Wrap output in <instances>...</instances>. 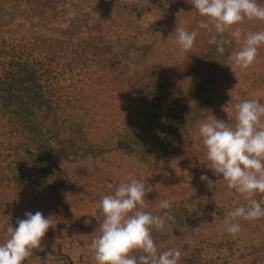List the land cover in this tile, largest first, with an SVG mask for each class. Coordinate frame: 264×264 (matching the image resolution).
<instances>
[{
	"label": "trees",
	"instance_id": "1",
	"mask_svg": "<svg viewBox=\"0 0 264 264\" xmlns=\"http://www.w3.org/2000/svg\"><path fill=\"white\" fill-rule=\"evenodd\" d=\"M65 2L8 0L10 13L24 6L30 16L48 24L58 22ZM4 27L0 205L6 200L3 189L18 196L34 191L36 197L46 189L90 191L95 182L82 180L76 171L87 160L94 167L134 174L153 184H159L161 176L189 168L191 131L215 112V95L225 86L229 56L236 51L231 41L221 54L209 43L211 36L204 35L184 58L148 65L144 59L155 42L136 47L141 38L134 36L118 42L134 45L137 53L124 63L100 31L72 43L43 37L19 22ZM101 181L117 184L111 177ZM180 260L179 264H196L191 256Z\"/></svg>",
	"mask_w": 264,
	"mask_h": 264
},
{
	"label": "rangeland",
	"instance_id": "2",
	"mask_svg": "<svg viewBox=\"0 0 264 264\" xmlns=\"http://www.w3.org/2000/svg\"><path fill=\"white\" fill-rule=\"evenodd\" d=\"M65 8L57 23L48 24L45 19L33 18L26 7L11 9L8 0H0V27L23 24L28 30L41 36L59 40H77L88 37L89 32L104 34L115 57L124 63L136 57L134 45H118L121 39L139 36L136 47L153 45L151 53L144 59L145 64L166 62L169 59H182L194 52L204 35L211 36L207 29L199 28L201 17L187 0H65ZM264 6V0H257ZM5 24V25H3ZM101 25L93 29L94 25ZM176 26H184L188 31L196 30L197 36L192 49L180 52L174 43ZM239 27L243 33L264 31V21L245 19ZM145 30H150L147 34ZM231 31V30H230ZM229 32L223 34L235 44L236 51L242 42L231 38ZM142 32L144 34L142 35ZM145 35V37H144ZM218 37H220L218 35ZM221 38V37H220ZM201 40V41H200ZM260 98L264 102V44L259 45L254 62L246 69L231 63L228 68L225 86L215 95L216 110L202 119L191 131L189 146L193 150L189 168L161 176L160 182H143L151 189L145 194V211L166 219L162 230L152 229L151 235L159 251L178 249L183 255L191 256L196 264H264V217L255 220L237 218L240 231L233 236L227 231V213L236 206L247 204L245 197L234 189H229L222 177L213 175L211 164L206 157V149L198 133V124L214 115L227 121V114L234 117L233 105L242 99ZM234 126L235 120L227 121ZM82 180H93L90 191L81 188L80 192H54L51 189L35 196L3 189L5 201L0 205V243L7 238L9 224L15 226L17 219H24V212L40 211L52 222L41 240V247L33 249L32 256L23 264H96L88 245L100 235V224L104 215L97 207L100 199L113 194L115 187L109 188L101 181L111 177L116 185L130 182L136 176L120 175L101 166L94 167L85 161L78 170ZM206 174L214 184L200 180ZM262 194L255 199L260 200ZM167 199L171 209L158 208V200ZM264 207V205H262ZM16 211L19 214L17 217ZM94 215L95 217H93ZM91 221L85 223V221ZM131 255H139L135 250ZM181 262V260L179 261Z\"/></svg>",
	"mask_w": 264,
	"mask_h": 264
},
{
	"label": "clouds",
	"instance_id": "3",
	"mask_svg": "<svg viewBox=\"0 0 264 264\" xmlns=\"http://www.w3.org/2000/svg\"><path fill=\"white\" fill-rule=\"evenodd\" d=\"M201 17L199 28L211 32L210 44L223 54L224 45L231 43L223 34L242 42V47L229 56V61L246 69L255 60L258 47L264 44V31L243 33L233 25L249 20L264 21V6L257 0H187ZM174 43L180 52L192 49L197 31L176 26ZM218 35L221 37L218 39ZM231 67V64H227ZM234 117L227 114V121L235 120L234 126L214 115L198 124V133L206 149L213 175L222 177L229 189H234L247 200L246 205L236 206L227 213V231L235 236L240 231L237 218L255 220L264 217V102L261 99H242L233 105ZM200 180L207 186L214 184L206 174ZM108 187L113 188L109 183ZM151 189L135 178L115 186L113 194L104 195L97 207L104 215L100 235L88 245L96 264H179L178 249L159 251L152 238L155 228L162 230L166 219L145 211V194ZM261 199H255L257 194ZM160 209H171L167 199L158 200ZM95 217L94 215H92ZM24 219L9 224L8 238L0 243V264H23L32 256L33 249L41 247V240L52 222L42 212H24ZM96 218V217H95ZM91 221L86 220L85 223ZM139 250V255H131Z\"/></svg>",
	"mask_w": 264,
	"mask_h": 264
}]
</instances>
